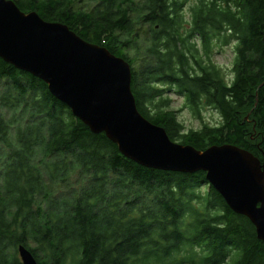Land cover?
Wrapping results in <instances>:
<instances>
[{
  "label": "trees",
  "instance_id": "obj_1",
  "mask_svg": "<svg viewBox=\"0 0 264 264\" xmlns=\"http://www.w3.org/2000/svg\"><path fill=\"white\" fill-rule=\"evenodd\" d=\"M13 1L127 60L139 111L173 141L264 163V0ZM230 44L228 76L213 58ZM172 90L221 121L187 130L166 108ZM22 245L39 264H264L256 227L205 172L138 165L0 58V264H22Z\"/></svg>",
  "mask_w": 264,
  "mask_h": 264
},
{
  "label": "water",
  "instance_id": "obj_2",
  "mask_svg": "<svg viewBox=\"0 0 264 264\" xmlns=\"http://www.w3.org/2000/svg\"><path fill=\"white\" fill-rule=\"evenodd\" d=\"M0 58L44 81L76 118L94 134H105L138 165L183 174L205 172L208 183L231 210L249 218L264 242L261 159L235 145L201 151L173 141L165 128L139 111L127 60L87 42L63 23L22 11L13 0H0ZM19 256L22 264H39L23 245Z\"/></svg>",
  "mask_w": 264,
  "mask_h": 264
},
{
  "label": "rangeland",
  "instance_id": "obj_3",
  "mask_svg": "<svg viewBox=\"0 0 264 264\" xmlns=\"http://www.w3.org/2000/svg\"><path fill=\"white\" fill-rule=\"evenodd\" d=\"M84 1L78 8L90 9L93 7L90 3H85ZM214 61L218 65L222 66L225 70V73L229 76L232 73L234 59H235V49L234 44H230L223 48H219L214 55ZM169 99V104L167 110L169 111H178V120L186 127L187 130L200 129L205 123L210 125L218 124L221 121L219 113L214 109H204L202 111V118L194 116L187 108H184V99L179 96L175 90L169 91L165 97ZM251 153V152H250Z\"/></svg>",
  "mask_w": 264,
  "mask_h": 264
}]
</instances>
